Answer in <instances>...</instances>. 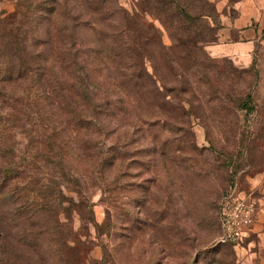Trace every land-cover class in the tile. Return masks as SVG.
<instances>
[{"label": "trees", "instance_id": "obj_1", "mask_svg": "<svg viewBox=\"0 0 264 264\" xmlns=\"http://www.w3.org/2000/svg\"><path fill=\"white\" fill-rule=\"evenodd\" d=\"M14 1L12 13L0 10V264H107L83 261L87 242L71 213L94 217L81 185L105 192L124 178L129 158L120 143L129 133L142 149L162 148L158 132L172 130L164 108L190 89V67L182 65L190 64L185 31L194 21L212 27L205 13L190 14L194 0H137L168 29V47L154 25L118 0ZM12 38L23 41L22 49L5 57ZM238 100L246 114L253 110L250 92L243 90ZM41 132L45 160L55 168L46 181L37 174L42 170L30 174L5 159L18 134L28 155L40 151ZM181 147L188 148L185 142Z\"/></svg>", "mask_w": 264, "mask_h": 264}, {"label": "rangeland", "instance_id": "obj_2", "mask_svg": "<svg viewBox=\"0 0 264 264\" xmlns=\"http://www.w3.org/2000/svg\"><path fill=\"white\" fill-rule=\"evenodd\" d=\"M118 1L154 25L165 46L172 45L168 29L137 0ZM236 1H193L190 14L205 13L203 20L212 29L194 21L185 31L190 36V64L182 65L190 67V89L179 100L171 96L172 105L164 108L162 118L172 130L164 127L158 132L162 148L142 149L132 143L129 133L130 143H120L129 158L124 178L110 183L105 192L96 184L81 185L92 202L94 219L83 220L75 213L71 219L87 242L85 263L101 259L107 264H259L256 243L248 247L243 240L234 245L217 240L221 199L230 186L248 190L252 180L264 185V30L246 66L213 57L207 50L217 40L221 13L233 15ZM15 9L14 0H0V10ZM22 44L20 38L10 39L3 56L20 51ZM179 56L176 53V60ZM249 67L250 72L238 75ZM243 90L252 96L253 110L247 114L239 106ZM38 139L40 151L30 156L24 136L18 134L5 159L14 169L30 174L42 170L37 174L46 181L55 168L43 154L48 152L45 133ZM65 184L59 183L76 197ZM82 223L87 226L81 227ZM250 252L255 254L246 259ZM218 256L222 261L213 262Z\"/></svg>", "mask_w": 264, "mask_h": 264}, {"label": "crops", "instance_id": "obj_3", "mask_svg": "<svg viewBox=\"0 0 264 264\" xmlns=\"http://www.w3.org/2000/svg\"><path fill=\"white\" fill-rule=\"evenodd\" d=\"M232 9L233 15L221 13L217 40L208 44L207 50L213 57L229 58L246 66L251 62L259 33L264 28V0H238ZM248 190L253 191L257 204L250 228L242 240L247 241L248 247L257 244L259 253L254 256H258L259 264H264V185L252 180ZM253 253L250 252L246 259Z\"/></svg>", "mask_w": 264, "mask_h": 264}, {"label": "built area", "instance_id": "obj_4", "mask_svg": "<svg viewBox=\"0 0 264 264\" xmlns=\"http://www.w3.org/2000/svg\"><path fill=\"white\" fill-rule=\"evenodd\" d=\"M252 192L234 184L223 195L219 212V242H238L247 235L257 204Z\"/></svg>", "mask_w": 264, "mask_h": 264}]
</instances>
